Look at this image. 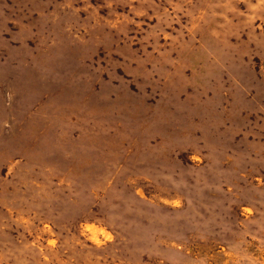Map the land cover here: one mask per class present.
Segmentation results:
<instances>
[{
  "label": "rangeland",
  "instance_id": "1",
  "mask_svg": "<svg viewBox=\"0 0 264 264\" xmlns=\"http://www.w3.org/2000/svg\"><path fill=\"white\" fill-rule=\"evenodd\" d=\"M0 264H264V0H0Z\"/></svg>",
  "mask_w": 264,
  "mask_h": 264
}]
</instances>
